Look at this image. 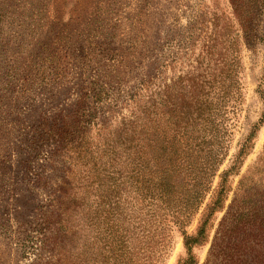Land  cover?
Wrapping results in <instances>:
<instances>
[{
	"label": "rangeland",
	"instance_id": "obj_1",
	"mask_svg": "<svg viewBox=\"0 0 264 264\" xmlns=\"http://www.w3.org/2000/svg\"><path fill=\"white\" fill-rule=\"evenodd\" d=\"M251 1L241 23L236 0H0V264H145L139 229L129 260L114 239L113 225L128 236L144 209L123 153L114 164L105 150L142 106L158 148L197 136L201 127L176 125L189 103L225 150L182 229L195 232L224 179L194 264H264V234L244 245L236 229V190L264 199V5L253 13ZM168 230L150 264L185 258L180 231Z\"/></svg>",
	"mask_w": 264,
	"mask_h": 264
},
{
	"label": "trees",
	"instance_id": "obj_2",
	"mask_svg": "<svg viewBox=\"0 0 264 264\" xmlns=\"http://www.w3.org/2000/svg\"><path fill=\"white\" fill-rule=\"evenodd\" d=\"M233 3L240 22L247 21L248 18L244 16L248 12L245 8L246 0H236ZM251 3L254 13L264 5V0H252ZM247 25L248 22L242 24L245 43H248ZM231 93V88L226 86L224 97H229ZM189 98L190 101L194 99L193 93ZM189 104L183 105L181 118L176 125L184 124L182 126L184 131L187 127H201L202 130L198 131L197 136L181 139L185 137L183 134L173 135L168 138L164 148H158L156 134L152 127L149 135H146V130L149 129L148 122L151 120L147 121L146 117H142L149 109V107L142 106L137 109L141 117L138 111H133L132 119H127L126 123L117 126L120 128L114 133L110 148L105 150L110 156L109 160L114 164L118 154L123 153L127 168L128 193L136 195L141 210L144 209V214L141 213L137 220L138 225L131 228L128 236H125L122 230L125 228L122 222L117 221L113 225L112 233L115 235L116 244L118 243L120 248L123 247L121 249L123 259L128 258L129 260L134 255L133 251H130L133 250V246L125 247V241L133 239V232L139 229L137 233H139L141 257L145 264H150L149 261L156 258L151 252L153 249L151 244L160 243L163 249V244H167L170 237L168 228L173 226L174 229L180 231L185 250V258L178 264H194L191 249L206 242L208 221L212 214L221 208L223 193L226 191L224 179L218 184L214 200L211 201L210 207L200 219L195 232L192 235H186L182 231L192 214H195L202 204L211 180L225 154L221 139L217 140L216 135H209V132L206 136L203 135L205 128L202 126L203 123L208 124V119L204 118L202 122H199L201 112L199 110L188 111ZM152 109L149 116L152 114ZM191 133L193 136L195 130ZM240 147L238 156L243 151L242 144ZM95 148L98 149V147ZM85 157L91 160L90 162L96 160L92 152L82 153V159ZM222 176L224 177L225 174ZM237 194L236 190V229L243 231V236L239 241L244 245L257 243L263 239L264 234V199L260 200V204H256L253 199H249V190H244L241 195ZM165 224L169 226L164 227ZM163 255L161 254L160 259L164 257Z\"/></svg>",
	"mask_w": 264,
	"mask_h": 264
}]
</instances>
